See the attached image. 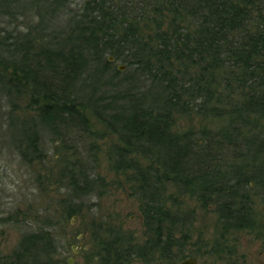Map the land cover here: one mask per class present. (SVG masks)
Segmentation results:
<instances>
[{
	"label": "trees",
	"instance_id": "1",
	"mask_svg": "<svg viewBox=\"0 0 264 264\" xmlns=\"http://www.w3.org/2000/svg\"><path fill=\"white\" fill-rule=\"evenodd\" d=\"M76 16L65 37L14 44L0 33V91L10 97L17 81L29 87L30 110L52 133L91 131L88 110L111 137L108 164L138 200L146 237L135 247L113 239L112 228L108 240L96 233L101 264L184 259L190 218L182 221L171 192L215 207L222 230L250 226L248 194L264 191V0H83ZM119 63L125 79L112 83ZM185 114L221 124L178 132ZM29 146L39 150L35 140ZM62 162L63 180L84 192L80 162ZM51 239L28 235L14 261L1 256L0 264L26 256L52 264Z\"/></svg>",
	"mask_w": 264,
	"mask_h": 264
},
{
	"label": "rangeland",
	"instance_id": "2",
	"mask_svg": "<svg viewBox=\"0 0 264 264\" xmlns=\"http://www.w3.org/2000/svg\"><path fill=\"white\" fill-rule=\"evenodd\" d=\"M82 2L0 0L1 37L8 35L14 44L40 36L50 39L52 34L65 37L76 24ZM4 9L9 16L3 14ZM123 72L113 76L112 83L124 81ZM30 93L29 87L18 81L10 97L0 91V257L14 261L13 252L24 237L44 232L51 235L55 245L52 264H68L70 260L71 264H101L95 236L97 233L108 240L104 231L109 228L115 235L113 239L128 237L130 245L142 246L146 230L139 202L130 195L125 177L112 172L107 161L111 137L96 126L88 110L84 115L87 123L94 125L91 131L90 127L83 132L60 128L52 133L37 122V113L30 110L35 99ZM208 118L177 115L174 128L178 132H201L205 127L220 126L221 121ZM32 140L39 150H31ZM62 158L80 162L78 167L85 176L77 179L87 186L84 192L76 193L69 180H63ZM171 194L170 203L175 209L181 208L182 221L190 218L184 231L185 257L196 259L197 264H264V191L248 194L252 224L227 231L222 230L215 207L201 205L190 196ZM40 251L34 257L39 261L44 256ZM26 257L16 264H32ZM140 260L130 264H143Z\"/></svg>",
	"mask_w": 264,
	"mask_h": 264
},
{
	"label": "water",
	"instance_id": "3",
	"mask_svg": "<svg viewBox=\"0 0 264 264\" xmlns=\"http://www.w3.org/2000/svg\"><path fill=\"white\" fill-rule=\"evenodd\" d=\"M108 61L109 62H113V58L108 57ZM116 69H117L118 72H123L125 70V67L123 65H118L116 67ZM71 263H72L71 260L68 261V264H71ZM176 264H197V261H196V259H194L192 257H186V258L178 261Z\"/></svg>",
	"mask_w": 264,
	"mask_h": 264
}]
</instances>
